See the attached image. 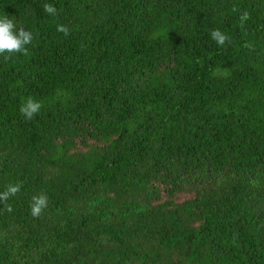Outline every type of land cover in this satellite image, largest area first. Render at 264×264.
Masks as SVG:
<instances>
[{"label":"trees","instance_id":"obj_1","mask_svg":"<svg viewBox=\"0 0 264 264\" xmlns=\"http://www.w3.org/2000/svg\"><path fill=\"white\" fill-rule=\"evenodd\" d=\"M5 16L33 40L0 56V192L21 185L0 264H264V0H0Z\"/></svg>","mask_w":264,"mask_h":264},{"label":"clouds","instance_id":"obj_2","mask_svg":"<svg viewBox=\"0 0 264 264\" xmlns=\"http://www.w3.org/2000/svg\"><path fill=\"white\" fill-rule=\"evenodd\" d=\"M43 11L49 15H57V9L54 5L50 3H45L42 5ZM236 11V8L233 9ZM249 19V14L247 11H243L239 15V24L241 27ZM56 30L65 36L70 34V29L63 25H57ZM212 40H214L217 45L223 46L226 43H231L230 38L222 33L219 29H214L210 33ZM33 40V33L30 30H26L23 26L17 27V24L13 19L5 16L0 18V56H4L5 60L10 59L11 55L14 53H21L24 55L28 54L27 45H29ZM246 47H251L250 44H246ZM7 53L8 55H5ZM42 104L32 98H28L21 106L20 113L24 116L26 120H31L36 114L40 112ZM20 183L8 184L3 192H0V202L5 203V210L10 212L12 209L7 205V200L17 193L20 192ZM48 198L45 194L41 193L38 196H33L30 205V214L33 217H39L42 211L47 207Z\"/></svg>","mask_w":264,"mask_h":264}]
</instances>
